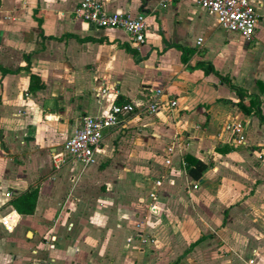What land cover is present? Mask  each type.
<instances>
[{
	"label": "crops",
	"instance_id": "1",
	"mask_svg": "<svg viewBox=\"0 0 264 264\" xmlns=\"http://www.w3.org/2000/svg\"><path fill=\"white\" fill-rule=\"evenodd\" d=\"M102 1L146 15L139 49L77 16L81 0H0L2 212L39 191L13 232L0 224V264H264V0L252 40L196 0ZM220 75L259 102L250 114ZM126 101L140 109L104 131L94 164L54 167L84 115Z\"/></svg>",
	"mask_w": 264,
	"mask_h": 264
},
{
	"label": "built area",
	"instance_id": "2",
	"mask_svg": "<svg viewBox=\"0 0 264 264\" xmlns=\"http://www.w3.org/2000/svg\"><path fill=\"white\" fill-rule=\"evenodd\" d=\"M198 6L207 9L217 16L219 25L226 31L238 32L247 40H252L259 23L260 15L255 6V0H196ZM77 16L102 28L122 29L128 33L134 48L139 49L146 41L147 17L144 13L132 16L125 12H109L105 9L102 0H81L76 9ZM203 38L198 39L201 44ZM103 92H106L104 89ZM161 90L154 94L150 102L141 109L143 112H156L159 107ZM172 106L177 105V100H171ZM139 106L132 102H116L111 104L99 115H84L74 133L64 143L61 151L56 152L53 164L56 169L68 161H76L83 167L90 166L96 162V150L101 146L104 131L108 128L119 126L124 117L135 114ZM231 136L241 132V128L232 124L226 126ZM199 188L196 182L193 186ZM152 198H156L151 193ZM7 197L12 198L13 193L7 192ZM154 204L151 209H154ZM0 205V224L7 232H13L17 227L21 214L16 209L3 213ZM142 223H144L142 221ZM139 224V226L142 225ZM51 241H48L50 245ZM53 245H50L52 248ZM254 262L253 259L250 261ZM39 264H56V259L48 256Z\"/></svg>",
	"mask_w": 264,
	"mask_h": 264
},
{
	"label": "trees",
	"instance_id": "3",
	"mask_svg": "<svg viewBox=\"0 0 264 264\" xmlns=\"http://www.w3.org/2000/svg\"><path fill=\"white\" fill-rule=\"evenodd\" d=\"M222 80L227 81V83L230 85V87L232 89H234L236 91V93L239 96V106L241 107V109L246 113V114H250L252 111L253 107H257L258 105V101H256V99H251L250 100V105L247 106L245 105V100L248 96H251L249 94V92L239 86H237L236 84H234L232 82L231 79H229V77L227 76H223L220 75ZM257 112L260 115V118L262 119V121H264V116L261 114L260 108L257 109ZM207 165L205 163H203L200 160H195L194 161V166L191 167L189 169L190 174L193 176V178L195 179H200L203 175V172L206 170ZM38 196H39V191L38 189H29L25 192H23L22 194H20L19 196L15 197L14 199H12L11 203L13 205V207L21 214H33L35 212L36 209V205H37V201H38Z\"/></svg>",
	"mask_w": 264,
	"mask_h": 264
}]
</instances>
